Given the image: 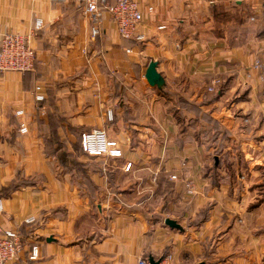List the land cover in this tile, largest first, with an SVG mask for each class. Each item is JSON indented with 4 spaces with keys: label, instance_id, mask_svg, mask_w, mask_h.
Listing matches in <instances>:
<instances>
[{
    "label": "crops",
    "instance_id": "0c3cea01",
    "mask_svg": "<svg viewBox=\"0 0 264 264\" xmlns=\"http://www.w3.org/2000/svg\"><path fill=\"white\" fill-rule=\"evenodd\" d=\"M137 1L135 41L107 15L91 37L71 0H0V37L43 21L36 68L0 73V222L40 248L16 264H264V0ZM50 114L62 140L103 129L122 155L60 165L43 152Z\"/></svg>",
    "mask_w": 264,
    "mask_h": 264
},
{
    "label": "built area",
    "instance_id": "2783aa9c",
    "mask_svg": "<svg viewBox=\"0 0 264 264\" xmlns=\"http://www.w3.org/2000/svg\"><path fill=\"white\" fill-rule=\"evenodd\" d=\"M80 7L82 17L90 25L91 37L101 34L102 22L105 16L115 25L116 32L121 39L141 40L142 34L138 28L144 20V10L137 0H73ZM149 14L154 12L153 6L145 8ZM43 25L42 19L34 21L33 29L27 33L12 32L4 33L0 37V73L7 71L28 72L36 68L38 58L32 38L36 30ZM158 29L166 28V25H158ZM129 52V49H125ZM254 68L264 72V64L259 61L253 63ZM213 91V87L208 88ZM33 99L37 109L46 101L44 86L38 83L33 89ZM25 111H15L17 117H24ZM28 127L25 122H20L19 132L27 133ZM80 145L84 153L94 157L117 158L122 155V150L117 141L110 139L103 129H93L80 134ZM131 163H126L124 168L129 169ZM175 179L176 175H171ZM186 195L195 193L194 184L191 180L185 181ZM4 211L3 199L0 197V214ZM35 221L33 217L25 219V224ZM40 248L33 236L24 235L16 228H9L0 222V264H16L22 259L36 260L39 257ZM137 264H149L145 259H138ZM158 264H173L171 255H166L159 260Z\"/></svg>",
    "mask_w": 264,
    "mask_h": 264
},
{
    "label": "trees",
    "instance_id": "16d2710c",
    "mask_svg": "<svg viewBox=\"0 0 264 264\" xmlns=\"http://www.w3.org/2000/svg\"><path fill=\"white\" fill-rule=\"evenodd\" d=\"M110 1V0H109ZM73 4L77 6V8L80 10V7L77 5L76 2L71 0ZM114 2V0L110 1ZM260 34H264V27L262 28ZM129 40V39H125ZM49 123L46 126L47 134L44 138V145H45V153L47 156H53L56 158V160L60 163V165L69 168L70 166L76 168L80 164L77 160V155L79 153L85 154L81 149L80 145V133L78 140L76 144L74 145L75 148L68 149L66 143V140H62L60 136L58 135V131L60 129V123H62V120L60 117H55L52 114L48 115ZM90 156V155H88ZM158 260V259H157Z\"/></svg>",
    "mask_w": 264,
    "mask_h": 264
},
{
    "label": "water",
    "instance_id": "95a60500",
    "mask_svg": "<svg viewBox=\"0 0 264 264\" xmlns=\"http://www.w3.org/2000/svg\"><path fill=\"white\" fill-rule=\"evenodd\" d=\"M264 6V2H263ZM144 77L147 81V83L150 86H155L157 88H161L164 85V78L162 75L157 71V62L156 61H150L147 65ZM165 224L172 228H179V224L176 223V221L172 219H165ZM47 240H52V237H48ZM149 264H158L159 260L154 261L152 258L149 259Z\"/></svg>",
    "mask_w": 264,
    "mask_h": 264
},
{
    "label": "rangeland",
    "instance_id": "374dc122",
    "mask_svg": "<svg viewBox=\"0 0 264 264\" xmlns=\"http://www.w3.org/2000/svg\"><path fill=\"white\" fill-rule=\"evenodd\" d=\"M76 142H77V140L76 141H74V142H69V141H66V145H67V148L68 149H72V148H75V144H76ZM42 145H43V149H44V153H45V145H44V143H42ZM46 154V153H45Z\"/></svg>",
    "mask_w": 264,
    "mask_h": 264
}]
</instances>
